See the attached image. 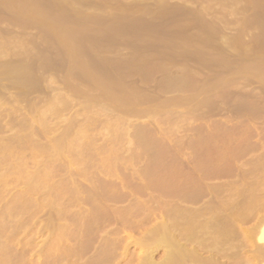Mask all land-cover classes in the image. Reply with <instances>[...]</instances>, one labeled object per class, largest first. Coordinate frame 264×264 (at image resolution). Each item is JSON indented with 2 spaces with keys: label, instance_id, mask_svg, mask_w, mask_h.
I'll return each mask as SVG.
<instances>
[{
  "label": "rangeland",
  "instance_id": "374dc122",
  "mask_svg": "<svg viewBox=\"0 0 264 264\" xmlns=\"http://www.w3.org/2000/svg\"><path fill=\"white\" fill-rule=\"evenodd\" d=\"M0 51V72L10 65L0 73V101L18 96L20 103L15 114L5 100L7 118L0 114L5 123L30 124L20 125L25 133L14 121L8 127L26 137L22 154L31 155L22 156L20 179L10 171L11 182L0 185L7 190L0 210L13 205L30 175L47 173L49 183L23 199L36 206L5 221L25 230L8 249L11 264H59V254L75 261L83 246L100 242L98 254L91 247L78 255L82 264L95 255L107 264H141L148 250L141 241L176 206L220 214L224 201L264 194L263 185L255 187L264 182V0H0ZM59 141L58 155L52 148ZM53 222L76 235L56 242L55 260L47 247ZM68 244L71 257L63 253L71 248H61ZM162 256L158 249L153 259Z\"/></svg>",
  "mask_w": 264,
  "mask_h": 264
},
{
  "label": "bare ground",
  "instance_id": "6f19581e",
  "mask_svg": "<svg viewBox=\"0 0 264 264\" xmlns=\"http://www.w3.org/2000/svg\"><path fill=\"white\" fill-rule=\"evenodd\" d=\"M8 1V0H7ZM32 1V0H31ZM57 1V0H56ZM53 3V2H52ZM32 6H33V4H32ZM36 7V6H35ZM39 7V6H38ZM49 7V6H48ZM51 7V6H50ZM40 9L42 10V8H41V6H40ZM47 10V9H46ZM45 10V11H46ZM48 11V10H47ZM30 13V12H29ZM44 13V12H43ZM41 14V13H40ZM45 14V13H44ZM61 15V14H60ZM63 15V14H62ZM45 17V16H44ZM82 17V16H81ZM54 19V18H53ZM73 19V18H72ZM74 20V19H73ZM85 20V19H84ZM57 21V20H56ZM65 21V20H64ZM67 21V20H66ZM60 23V22H59ZM71 23V22H70ZM66 24V23H65ZM62 25H63V23H62ZM54 30V29H53ZM67 30H69V29H67ZM67 33V32H66ZM66 35V34H65ZM62 36V35H61ZM75 36V35H74ZM59 43V42H58ZM78 45V44H77ZM76 48V47H75ZM77 49V48H76ZM75 49V50H76ZM1 52V51H0ZM76 55V54H75ZM16 66V65H15ZM9 69H10V65L8 66V65H6V67L4 68V73L2 74L1 72V74L4 76L8 71H9ZM0 74V76H2ZM28 76V75H27ZM2 79H3V77H2ZM33 80V79H32ZM2 81V80H1ZM14 82H17L16 81V79H15V81ZM27 83V82H26ZM32 83H33V81H32ZM34 83H35V81H34ZM11 86H14V84H12ZM30 86V85H29ZM27 87V86H26ZM1 88L3 89L4 87H1L0 86V92H1ZM34 89V88H33ZM8 90V86H7V89H5V91H7ZM24 90V89H23ZM32 93V92H31ZM1 94V93H0ZM5 95H7V94H5ZM29 95H31L30 93H29ZM0 97H2V96H0ZM8 97V96H7ZM18 97V96H17ZM17 97H15V98H12V100H10L9 102L11 103L12 101L14 102V104L13 103H11V104H13L14 105V107L11 109V111L13 110V109H15V110H13V111H16V112H13V113H15V114H17V112H18V108L17 107H19L18 105H20V103L19 104H16L17 103V101H14V100H16L17 99ZM3 98H5V96L4 97H2V99ZM8 99H10L9 97H8ZM6 100V99H5ZM4 100V101H5ZM18 100V99H17ZM30 100V99H29ZM4 101H2L3 102V105L4 104H8L9 102L6 100L5 102H8V103H5ZM1 102V101H0ZM2 102H1V105H0V109L2 110H0L1 111V114H2V112L3 113H5L6 114V112L5 111H7L8 110V108L9 107H7V106H9L10 105V103L6 106L7 107V109H5L4 111H3V109H2ZM33 103H34V101H33ZM15 104L17 105V107H15ZM37 104V103H36ZM36 104H35V106H36ZM120 104V103H119ZM125 105V104H124ZM123 105V106H124ZM4 106V107H5ZM11 107H12V105H10ZM3 107V108H4ZM38 107V106H37ZM16 108H17V110H16ZM30 109H32V108H30ZM33 109H38V108H33ZM20 110V109H19ZM37 110H35V112H36ZM33 114H35L34 112H32ZM0 114V117L2 116L3 117V115H4V117H6L7 118V114L5 115V114H3V115H1ZM39 114H41V113H39ZM13 116V115H12ZM31 116H33V115H31ZM40 116H43L42 114L40 115ZM2 117L0 118V120H3L2 119ZM14 117V116H13ZM19 117V116H18ZM6 118H4L5 119V121L3 120V121H0V125H2L3 123H5L6 122ZM15 118V117H14ZM16 120H18L17 118H15ZM23 119V118H22ZM33 119V118H32ZM44 119V118H43ZM13 121H14V119H12ZM14 121V122H17V121ZM25 120V119H24ZM7 121H8V119H7ZM13 121H8V123H10V122H13ZM33 121V120H32ZM1 122H3L2 124H1ZM10 123V126H12V127H16V129H22V127L23 126H25V125H21V123H23V122H21V121H19V122H21V123H19V122H17V124H18V126H17V124H15V123ZM29 122V121H28ZM44 122V121H43ZM43 122H41V123H43ZM8 123H5L6 125V127L5 128H8V130L7 129H5L4 130V128H2L1 126H0V131H2V130H4V133H2V132H0V134L2 135L1 137H0V170L2 169L1 167H2V165H4V164H6V163H10V161H11V164H8V167L6 168V167H3V168H5V170L3 171V172H1L0 173V185H5L6 183H7V179H9V177L11 176V175H9L10 174V171H14L15 172V175H17V177H19L18 179H20V175L22 174L21 172V170H22V168H23V166L21 165V164H23V163H21V161H22V159H23V157L22 156H27L28 158H26V160L27 159H29V157L31 156H29V154H27V155H23L24 153L22 152V151H24L25 152V148L26 147H22V145H23V139L24 138H26V137H22V135H21V137H19L18 136V134L16 133L15 134V132H13V131H11V129H9L10 127H8ZM24 123H25V121H24ZM27 123V122H26ZM15 126H14V125ZM22 127H21V126ZM28 125H30V124H28ZM27 125V126H28ZM4 126V125H3ZM27 126H25V127H27ZM21 127V128H20ZM29 127V126H28ZM32 127H33V124H32ZM31 126H30V128H32ZM13 128V129H14ZM18 129V130H19ZM7 130V131H6ZM9 130L11 131V132H13L12 134H11V136L13 135V137H10L9 135H7V136H9V137H7V138H5L4 136H3V134H5V132L7 133V132H9ZM24 129H22L21 131H23ZM27 130V129H26ZM31 130V129H30ZM43 130V129H42ZM80 130V129H79ZM20 131V130H19ZM25 131V130H24ZM23 131V132H24ZM32 131V130H31ZM35 131V130H34ZM37 131V130H36ZM22 132V133H23ZM25 133V132H24ZM28 133H29V131H28ZM27 133V134H28ZM32 133V132H31ZM15 134V135H14ZM35 133H33V135H34ZM80 134V133H79ZM32 134H31V136H33ZM24 136V135H23ZM3 137V138H2ZM27 137H29V136H27ZM36 137V136H35ZM5 138V139H4ZM29 139H31V138H29ZM29 139H27V140H29ZM34 140V139H33ZM56 140V139H55ZM25 142H26V140H25ZM24 142V143H25ZM37 142V141H36ZM35 142V144H37ZM27 143V142H26ZM25 143V144H26ZM30 144H31V142H30ZM30 144H29V146H30ZM33 144V143H32ZM34 144V145H35ZM65 145V144H64ZM28 146V145H27ZM31 146H33V145H31ZM36 146V145H35ZM44 146V145H43ZM53 146H55V148L56 149H54V148H52V151L53 150H55V152L59 149V150H61L62 148H63V146H62V144H61V142L59 141V142H57L56 143V145L53 143ZM62 146V147H61ZM66 146V145H65ZM68 146H69V144H68ZM37 148H38V146H36ZM23 148L25 149V150H23ZM29 148H31V150H32V153H37L36 151L37 150H35V147L33 146V147H29ZM47 148V147H46ZM45 148V149H46ZM67 148V147H66ZM70 148V147H69ZM39 149V148H38ZM41 149H42V147H41ZM72 150H74V149H72ZM26 151H28L29 152V150H26ZM39 151V150H38ZM44 151V150H43ZM62 151V150H61ZM70 151H71V149H70ZM27 152V153H28ZM58 152V151H57ZM56 152V153H57ZM67 152H68V150H67ZM23 153V154H22ZM39 153V152H38ZM52 153H54V152H52ZM25 154H26V152H25ZM49 154V153H48ZM55 154V153H54ZM54 154H52V155H54ZM58 155H59V152L57 153ZM56 155V154H55ZM50 156H51V154H50ZM35 157H36V155H35ZM34 158V157H33ZM33 158H31V159H33ZM37 158V157H36ZM36 158H34L35 160H36ZM11 159H14V161L12 162V160ZM25 159V158H24ZM23 159V160H24ZM30 159V160H31ZM25 161V160H24ZM261 161V160H260ZM264 161V160H263ZM23 162V161H22ZM26 162V161H25ZM24 162V163H25ZM32 162V164L34 163L33 161H31ZM36 162V161H35ZM28 163V162H27ZM51 163V162H50ZM28 164H30V163H28ZM28 164H27V166H28ZM48 164V163H47ZM263 164V163H262ZM261 163L260 164H258V163H256V165H262ZM23 165H26V164H23ZM27 166L25 167V170H26V168H27ZM49 166H51V165H49ZM53 167V166H52ZM261 167V166H260ZM30 168V167H29ZM41 168V167H40ZM65 168V167H64ZM255 169H257L256 167H254ZM264 168V167H263ZM24 169V168H23ZM35 169V168H34ZM38 169V168H37ZM36 169V170H37ZM49 169H50V167H49ZM48 169V170H49ZM66 169V168H65ZM68 169V168H67ZM72 169V168H71ZM259 169V168H258ZM257 169V170H258ZM262 169V168H261ZM45 170V169H44ZM70 170V169H69ZM40 171V170H39ZM47 171V170H46ZM71 171V170H70ZM81 171V170H80ZM259 171H261L260 169H259ZM13 172V173H14ZM34 172H35V170H34ZM33 172V173H34ZM12 173V174H13ZM37 174V176L35 177V176H33V175H30V176H32L31 178L28 176V178H30V182H28L27 184L28 185H26V189L24 190V192L22 191V193L20 192L19 194H14V196H16V197H14V202L13 203H10V204H13L12 206H5L4 208H1L2 210H0L1 212H0V264H11V263H14V262H12V260L10 259V258H12V257H14V255H12V251H10V250H8V249H11V247H12V245L13 244H11V242H13V240L14 239H16L17 237H19L18 236V234H20L21 233V231H22V229H23V226H22V224H20V222H19V224L20 225H18L16 222L18 221V215H19V213L20 214H22V211H24L25 209H26V207L27 206H29L30 207V205L32 204V202L34 203V200H33V198L31 199V200H33L30 204H24L25 202L23 201V199L25 198L26 199V197L27 196H29V194H35V193H39L43 188L45 189V186L48 184V186H49V183L47 182V176L48 175H46L45 173H42V172H36ZM39 173V174H38ZM72 173H74V172H72ZM76 173H78V171L76 172ZM27 174V173H26ZM35 174V173H34ZM14 175V174H13ZM22 176H23V174H22ZM53 176V175H52ZM51 175H50V177H49V180H50V178H53ZM70 176V175H69ZM259 177V176H258ZM262 177V176H261ZM18 179H16V181H19ZM258 179V178H257ZM71 180V179H70ZM261 181V180H260ZM10 182H11V180H10ZM9 182V183H10ZM15 182V181H14ZM66 183H67V181H65ZM73 182V181H72ZM9 183H7V184H9ZM20 183V182H19ZM16 184H17V182H16ZM59 184V183H58ZM72 184H74V183H72ZM76 184V183H75ZM258 184V186H255V187H259V184H260V186L261 185H263L264 186V182L262 181V182H259V183H257ZM256 184V185H257ZM18 185V184H17ZM48 186H46V188H48ZM59 186V185H58ZM58 186H56V187H58ZM64 187V186H63ZM67 187V186H66ZM65 187V188H66ZM70 187V186H69ZM2 188V187H1ZM5 188V187H4ZM59 188H60V186H59ZM254 188V187H253ZM16 189V188H15ZM23 189H24V187H23ZM53 189H54V187H53ZM52 189V190H53ZM60 189H62V188H60ZM60 189H58V190H60ZM75 189V188H74ZM4 190H6V189H4ZM4 190H0V191H4ZM46 190V189H45ZM51 190V191H52ZM55 190V189H54ZM77 190V189H76ZM87 190V189H86ZM85 190V191H86ZM90 190V189H89ZM7 191V190H6ZM5 191V192H6ZM48 191V190H47ZM49 191H50V189H49ZM49 191H48V193H49ZM63 191V190H62ZM71 191H73V190H71ZM84 191V190H83ZM94 191V190H93ZM252 190H250V192H249V194L250 193H252L251 192ZM1 192V193H2ZM53 192V191H52ZM67 192V191H66ZM65 192V193H66ZM74 192V191H73ZM72 192V194H74ZM94 192H96V191H94ZM7 193V192H6ZM60 193V192H59ZM241 193V192H240ZM262 194H260V195H257V194H255L254 193V197L252 198V195L250 194V196H251V198H248V196H247V198L246 197H244L245 199H244V201H241V202H238L239 200H228V201H236V202H232L233 204H231V202H228L229 204H227V201H224L223 199V201H224V203L226 204V205H223V202H222V209L220 210V212L223 214L222 216H221V213L220 214H218V213H215V214H213L214 213V209H209L210 210V212H212L210 215H213V217H211V218H209V216H208V218L209 219H206L205 218V216H206V214L208 213V211L209 210H207L206 208V210H203V211H201L199 214L197 213V212H194V210H188L187 208L186 209H184V208H180V209H178V206H176L175 208H177V209H174L175 210V213L170 217L169 215H168V213H167V215L169 216V217H167L166 216V218H165V220L164 221H162L158 226H156L155 228H153V229H151V231L150 232H148L147 233V237L145 238V240L144 241H141V242H143L142 244H147L146 246H148V250H147V252L145 253L146 255L142 258V263L141 264H264V194H263V192H261ZM51 195H53V193H50ZM49 194V195H50ZM78 194V193H77ZM76 194V195H77ZM84 194V193H83ZM94 194V193H93ZM239 194V193H238ZM247 194V193H246ZM3 195V194H2ZM40 195H42V194H40ZM60 195V194H59ZM59 195H57V196H59ZM66 195H68V194H66ZM70 195V194H69ZM79 196L81 195V194H78ZM90 194H88V196H89ZM256 195V196H255ZM26 196V197H25ZM34 196V195H33ZM55 196V195H54ZM53 196V197H54ZM73 196H75V195H73ZM249 196V197H250ZM23 197V198H22ZM32 197V196H31ZM42 197V196H41ZM52 197V198H53ZM60 197H62V196H60ZM76 197H78V196H76ZM91 197H93V196H91ZM2 198V197H1ZM4 198V197H3ZM43 198V197H42ZM50 198V197H49ZM64 198H65V196H64ZM71 198V197H70ZM70 198L68 199V200H70ZM82 198V197H81ZM90 198V197H89ZM35 199V198H34ZM55 199H57V197L55 198ZM79 198H77V200H78ZM87 199V198H86ZM1 200V199H0ZM22 200V201H21ZM28 200V199H27ZM31 200H29V201H31ZM36 201H37V199H35ZM45 200V199H44ZM52 200H54V199H52ZM64 200V199H63ZM71 200H73V198H71ZM91 200H92V198H91ZM78 201H80V200H78ZM84 200H81V202L83 203V205H84V203L86 202H83ZM24 202V203H23ZM38 202V201H37ZM37 202H36V204H37ZM63 202V201H62ZM65 202V201H64ZM68 202V201H67ZM75 202V201H74ZM81 202H77L78 204L79 203H81ZM91 202V201H90ZM8 203V202H7ZM43 203V202H42ZM76 203V204H77ZM36 204L35 205H33V206H36ZM39 204H41V203H39ZM52 204H53V202H52ZM100 204V203H99ZM27 205V206H26ZM47 205V204H46ZM62 205H64V204H62ZM219 205H220V202H219ZM42 206V205H41ZM43 206H44V204H43ZM41 207V208H44V207ZM55 206V205H54ZM78 206V205H77ZM223 206H225L224 208H223ZM7 207V208H6ZM96 207V206H95ZM104 207V206H103ZM180 207V206H179ZM212 207V206H211ZM220 207V206H219ZM30 208H33V207H30ZM29 208V209H30ZM47 208V207H46ZM52 208H53V206H52ZM57 208V207H56ZM73 208V207H72ZM79 208V207H78ZM88 208H90V207H88ZM208 208H210V206L208 207ZM29 209H27V210H29ZM87 209V208H86ZM102 208H100V210L99 211H102L101 210ZM220 209V208H219ZM218 209V210H219ZM82 210V209H81ZM20 211V212H19ZM31 211V210H30ZM55 211V210H54ZM58 211V210H57ZM83 211V210H82ZM196 211V210H195ZM35 212V211H34ZM49 212V211H48ZM64 212H66L65 210L63 211V213ZM79 212H80V210H79ZM91 212L92 211H90L88 214H91ZM103 212V211H102ZM172 212H173V210H172ZM17 214V217H16V214ZM59 213V212H58ZM66 213H68V212H66ZM76 213V212H75ZM81 213V212H80ZM80 213H78V214H80ZM96 213V212H95ZM100 213V212H99ZM15 215V217L17 218V221L15 222V225H12L14 228L12 229V226L10 227V225H6L5 224V221H6V219L8 218V216L10 217V218H12V216L14 217V215ZM24 214V213H23ZM217 214V215H216ZM25 215V214H24ZM39 215V214H38ZM49 215V214H48ZM85 215V214H84ZM219 215V216H218ZM20 216V215H19ZM23 216V215H22ZM21 216V217H22ZM50 216V215H49ZM55 216V215H54ZM53 216V217H54ZM60 216V215H59ZM72 216H73V214H72ZM89 216V215H88ZM215 216V217H214ZM218 216V217H217ZM56 217V216H55ZM69 217V216H68ZM78 216H76L75 218H77ZM23 218V217H22ZM22 218H20V219H22ZM31 218V217H30ZM86 218V217H85ZM88 218V217H87ZM168 218V219H167ZM13 219V218H12ZM54 219H56V218H53V220ZM60 219H62L63 220V217H61ZM73 219H74V216H73ZM72 219V220H73ZM90 219H92V218H90ZM26 220V219H25ZM28 220V219H27ZM26 220V221H27ZM47 220V219H46ZM52 220V219H51ZM58 220V219H57ZM11 221H13V220H11ZM31 221V220H30ZM59 221V220H58ZM57 221V222H58ZM61 221V220H60ZM64 221H66V219L65 220H63L62 222H64ZM71 221V220H70ZM75 221V220H74ZM90 221V220H89ZM93 221V220H92ZM237 221L239 222V223H237ZM7 222V221H6ZM9 222V221H8ZM7 222V223H8ZM13 222V223H14ZM29 222V221H28ZM57 222H55V223H57ZM68 222V221H67ZM235 222V223H234ZM252 222H254L253 223V226L252 227H250V228H245V224L247 225V224H249V223H251L252 224ZM11 223V222H10ZM27 223V222H26ZM54 223V222H53ZM54 223V224H55ZM65 223V222H64ZM63 223V225L61 224H59V223H57V225L59 226V227H56V225L54 226V224H52V229H51V232H49L50 234H51V236H52V238H54L55 239V241H53V239H51V240H49V241H47V242H51V241H53L52 243H48L49 245L47 246V247H49L50 248V250L52 251V254H53V251H54V257L52 256V254H51V256L54 258V260H55V249H53V247L56 245V242L57 243H59V241H63V239L66 237V238H68V237H70V242L72 241V238L74 237V236H76V235H74V234H69L68 232V227L70 228V225H73V224H71L70 222H68V224H70V225H68V226H65L66 224H64ZM77 223V222H76ZM79 223V222H78ZM234 224V226H233V224ZM229 224H232V226L231 227H238V224L239 225H244V228H241L240 230H239V227L238 228H235L234 230L231 228H228V226H229ZM235 224H237V225H235ZM45 225V224H44ZM79 225H80V223H79ZM82 225V224H81ZM84 225V224H83ZM82 225V226H83ZM93 225V224H92ZM241 225V226H242ZM7 226V227H6ZM12 229V230H10V228ZM21 226H22V228H21ZM45 226H47V225H45ZM45 226H43L42 227V229L41 230H45L44 229V227ZM67 227V229L65 230L64 228H62V227ZM6 227V228H5ZM26 227V226H25ZM55 227V228H54ZM80 227V226H79ZM86 227V226H85ZM93 227V226H92ZM243 227V226H242ZM246 227H248V226H246ZM7 228H8V230H7ZM28 228V227H27ZM46 228V227H45ZM77 228V227H76ZM88 227H86V229H87ZM90 228V227H89ZM72 229H74V228H72L71 227V230L70 231H72L71 233H75L76 231H75V229H74V231L72 230ZM79 229V228H78ZM77 229V230H78ZM80 229H81V227H80ZM79 229V230H80ZM33 230V229H32ZM41 230H39V232L41 231ZM47 231H48V229H46ZM236 230V231H235ZM237 230H239V232H237ZM25 231V230H24ZM24 231H22V232H24ZM36 231V230H35ZM66 231H68V232H66ZM82 231H83V229H82ZM85 231H87V230H85ZM34 232V231H33ZM46 232V231H45ZM44 232V233H45ZM6 233H7V235H6ZM42 233H43V231H42ZM48 233V232H47ZM79 233H84V232H80L79 231ZM22 234V233H21ZM36 234V233H35ZM39 234V233H38ZM67 234H69L68 236H66ZM76 234V233H75ZM39 235H41V233L39 234ZM74 235V236H73ZM50 236V235H49ZM51 236H50V238H51ZM71 236H73L72 238H71ZM49 238V237H48ZM77 238L79 239L80 237L78 236V234H77ZM74 239H76L75 237H74ZM103 239H106V238H103ZM68 240V239H67ZM24 241V240H23ZM75 241V240H74ZM73 241V242H74ZM77 241V240H76ZM105 241V240H104ZM64 242V244H66L67 242H66V240H64L63 241ZM140 242V243H141ZM83 243V242H82ZM101 243H103V242H100L99 243V248H101V247H104V246H102V245H105V243H103V244H101ZM11 244V245H10ZM27 242H26V244H24V247H25V245L27 246ZM30 244L32 245V242H31V240H30ZM30 244H29V247H30ZM74 244H76V243H74ZM78 244H80V243H78ZM106 244H108V243H106ZM11 246V247H10ZM43 246H44V244H43ZM42 245H41V247H39V248H41V249H39L38 248V252H39V254L40 253H43V250H44V247H45V249H46V246H44L43 247ZM59 246H60V243H59ZM65 246L67 247H69V246H71V245H62L61 246V248L63 249V248H65ZM72 246H75V245H72ZM87 246V247H86ZM67 247V248H68ZM83 247H84V249H83ZM82 248H81V252L80 253H78L77 252V254H75V255H73L72 257H71V255L70 254H72V249L73 248H71V247H69V248H71V252L70 251H68V252H66V248H65V252H63L64 254H66V253H68L69 254V256L73 259L74 258V256L75 257H77V258H74V259H76L75 261L74 260H72V261H69L70 259H68L67 257V255H65V256H67V257H65V256H63V254H61L62 256H60V254H59V257H61V258H59L58 257V255H57V257L59 258V259H57L56 261L57 262H59L60 260L61 261H66V263H67V259H68V261H69V263L68 264H80L81 262H82V260H83V258L85 257V256H81V258H79L80 256H78V255H80V254H83V255H87V252L89 251V250H94V248H91V247H95V250L92 252V254H91V256L93 255V253L95 254V251H96V253L98 254V252H99V248H96V246L94 245H90L89 244V246H88V244H86L85 246H83ZM98 247V246H97ZM25 248H27V247H25ZM43 248V249H42ZM49 248H48V250H49ZM55 248V247H54ZM74 248H76V251H78V248L77 247H74ZM106 249H107V246L105 247ZM58 249H59V247H58ZM57 249V250H58ZM61 249V250H62ZM83 249V250H82ZM97 249H99V250H97ZM158 249H161L162 251H163V256H162V259H160L161 261L160 262H158V263H156L155 261H154V259H153V257H154V253L158 250ZM102 250V249H101ZM62 251H64V250H62ZM61 251V252H62ZM8 252H9V254L11 255V257H10V255H9V258H8ZM27 252V251H26ZM30 252V251H29ZM102 254H104L105 255V253H104V251H100ZM23 253H25V252H23ZM45 253V252H44ZM43 253V254H44ZM16 254V253H15ZM28 254H30V253H28ZM47 254V253H46ZM88 254H90L89 252H88ZM24 255H26L27 256V254H24ZM45 255V254H44ZM104 255H101V256H104ZM36 256V255H35ZM38 256V255H37ZM112 255L110 254V256H106V257H104V260H110L112 257H111ZM24 257V256H23ZM47 257V256H46ZM56 257V258H57ZM62 257H63V259H65V258H67V259H65V260H62ZM69 257V258H70ZM95 257H97L96 255H95ZM88 258V261H87V259H86V261L83 263V264H107V262H102V261H100V262H102V263H100L99 261H98V259H96V258ZM99 257H100V255H99ZM111 257V258H110ZM25 258V257H24ZM50 258V257H49ZM53 258H51V260L53 259ZM11 261V262H9V260ZM13 259V258H12ZM81 259V260H80ZM47 260V259H46ZM46 260H44V261H46ZM50 259H48V261H49ZM59 260V261H58ZM80 260V261H79ZM101 260H103V257H102V259ZM21 261V260H20ZM22 261H23V258H22ZM22 261L20 262L21 264H22ZM27 261V260H26ZM56 261H53V262H55L56 263ZM59 262V264L61 263V264H63L62 262ZM97 261V262H96ZM29 262V261H28ZM28 262H24L25 264L26 263H28ZM50 262V261H49ZM80 262V263H79ZM36 263V262H35ZM35 263H33V264H35ZM47 263V262H46ZM52 263V262H51ZM51 263H49V264H51ZM29 264V263H28ZM30 264H32V263H30ZM40 264H41V262H40ZM44 264V263H43ZM54 264V263H53ZM82 264V263H81Z\"/></svg>",
  "mask_w": 264,
  "mask_h": 264
}]
</instances>
